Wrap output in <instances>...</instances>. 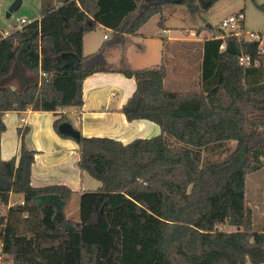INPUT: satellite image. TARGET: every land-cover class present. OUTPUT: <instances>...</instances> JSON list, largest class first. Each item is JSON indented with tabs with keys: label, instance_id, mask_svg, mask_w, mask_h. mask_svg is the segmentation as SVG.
<instances>
[{
	"label": "trees",
	"instance_id": "16d2710c",
	"mask_svg": "<svg viewBox=\"0 0 264 264\" xmlns=\"http://www.w3.org/2000/svg\"><path fill=\"white\" fill-rule=\"evenodd\" d=\"M41 1L39 19L0 32V135L5 111L31 109L57 114L55 132L73 138L58 129L69 122L62 110L82 106L83 80L109 70L106 56L126 35L155 14L163 28L178 5L193 15L218 0H146L141 10L140 0H63L56 7ZM97 25L110 37L85 54L83 38ZM212 34L202 42L200 91L166 90L162 61L120 71L135 80L120 112L127 121H152L160 132L126 144L80 134L77 165L100 186L79 192L77 221L64 215L72 189L31 185L35 151L23 143L28 127L17 129L18 158L0 157L1 254L14 264H264V231L254 229L245 187L247 175L264 168V55L255 43L236 41L258 59L241 66L220 48L224 39L215 36L222 31ZM63 56L75 62L60 64ZM15 71L26 74L20 89L7 81ZM230 141L223 158L202 161L203 149ZM11 193L23 203L7 207Z\"/></svg>",
	"mask_w": 264,
	"mask_h": 264
},
{
	"label": "crops",
	"instance_id": "0c3cea01",
	"mask_svg": "<svg viewBox=\"0 0 264 264\" xmlns=\"http://www.w3.org/2000/svg\"><path fill=\"white\" fill-rule=\"evenodd\" d=\"M4 1V0H3ZM61 1L44 0L45 6L56 7L62 3ZM40 0V8L41 9ZM41 13L37 19L40 18ZM6 17V16H5ZM10 17V16H9ZM8 18V17H6ZM7 25L3 23L0 13V32L8 31ZM142 27V26H141ZM140 27V28H141ZM96 28L104 29L107 38H104L98 42L93 41L91 37H88L90 33L96 31ZM96 28L87 33L83 38V49L85 54L92 53L98 49V47L110 37V30L102 25H97ZM139 28V29H140ZM8 31L9 33L12 32ZM169 30L163 28L161 33H167ZM107 33V34H106ZM160 32L158 36L160 39L166 40L164 43L159 39L153 38L154 35L140 34L139 30L135 34H128L125 36L124 44L112 49L106 56V66L108 71L95 72L87 76L82 83V99L83 104L80 108L63 109L62 112L66 114L69 119V123L73 128L77 129L80 134L86 137L99 136L109 137L118 140L124 144L136 138H149L159 134V126L146 119H136L127 121L124 114L120 112V108L131 96L135 89V80L123 75L120 72L122 69L140 68V67H152L157 65V62H150L143 64L146 66H130L129 56L135 54L139 56L140 60L146 58H152L153 61H157L158 57L163 55V44H190L196 46L199 61L202 56V42L205 39L204 31L199 34L195 33V30L187 31L186 34L171 35L163 37ZM152 37L157 40L155 47L152 45V49H149L145 45V39ZM143 39V46L135 43V39ZM132 40V41H130ZM131 42L133 45H137V48L132 53L127 50V44ZM163 43V44H161ZM89 49V50H88ZM189 56V52L184 49L177 48L170 57L174 61L175 65L179 64L183 66V60ZM74 63L75 59L70 56H63L60 64ZM25 73L15 71V73L7 80L9 84L15 89H20L24 86ZM163 84H165V77ZM58 117L54 112L48 111H35L27 109L25 111H5L1 115V119L5 125V130L0 135V157L3 160H8L12 157L18 158L21 141L17 134V129L22 127H28L27 133L24 135L23 143L27 149L34 150V160L31 164L30 181L32 186H44L49 184H64L72 189L73 196L80 194L83 189H96L100 186V182L91 177L87 172L81 171L77 165L78 160V145L75 139L65 138L59 136L54 128L53 121ZM256 172V171H255ZM254 172H252L253 174ZM251 174V173H250ZM249 175V174H248ZM264 180V172L262 174ZM254 178V177H253ZM256 178H254L255 180ZM246 180H248L246 178ZM264 193V190H263ZM14 193L9 196L8 206L20 202L22 196L18 194V201H12ZM72 197V196H71ZM252 201H255L253 205L256 207L257 218L259 220V229L257 231H264V199L262 196V203L258 202L252 196ZM71 199L68 201V203ZM67 203V205H68ZM64 208V215L68 217ZM252 208V207H251ZM6 206L0 205V215L5 213ZM253 211V209H252ZM255 213L253 212V224ZM70 219V218H69ZM73 220V219H71ZM77 221V220H73ZM1 248V247H0ZM14 264L12 259L7 255H0V264ZM249 263V262H248ZM247 263V264H248Z\"/></svg>",
	"mask_w": 264,
	"mask_h": 264
},
{
	"label": "rangeland",
	"instance_id": "374dc122",
	"mask_svg": "<svg viewBox=\"0 0 264 264\" xmlns=\"http://www.w3.org/2000/svg\"><path fill=\"white\" fill-rule=\"evenodd\" d=\"M15 0H0V13L3 23L7 25L6 29L11 31L14 29L15 17L25 18L29 21L35 20L39 16V8H40V0H21L20 5L17 9H15L10 17L6 18L5 13L7 9L12 5ZM50 1V0H47ZM61 1V0H54ZM148 1L140 0L139 10H141ZM242 10L244 12L245 18L243 26L239 24L234 25V31H238L240 27L243 31L250 30H264V0H218L210 9L207 11H201L196 14H187L184 11L183 6H176V12L173 15L165 14V22L164 26L169 32L161 33L162 28L157 25L159 21L160 15H153L140 29V34H148L154 35L156 39L163 41L166 40L160 39L158 33L160 32L163 37L171 36V35H179L186 34L187 31L195 30L197 28L206 27L207 24H210L211 28H208L204 31L205 38L211 37L214 31L220 29V22L222 19L229 17L232 14L237 13ZM210 30H214L213 32ZM105 33L104 29L96 28V31L89 34L88 37H91L93 41L98 42L102 39V35ZM107 34V33H106ZM149 37L145 39V45L149 49H152V45L155 47V39ZM132 41V40H130ZM135 43H138L140 46H143V39H135L133 40ZM161 43V44H163ZM182 44L176 43L173 45L163 44L164 50L163 55L159 56L157 61H153L152 58H146L144 60H140L139 56L135 54H130L129 56V64L130 66H146L143 64H148L150 66V62H157L159 64L161 61L166 66V74H165V84L164 88L168 91L172 92H194L202 90V83L200 80V64L199 55L196 46H191L190 44ZM127 50L132 53V48L135 50L137 45H133L131 42L127 44ZM184 49L189 52V56L183 60V66L181 65V60L178 61L179 64L175 65L174 61L170 57V55L177 49ZM89 50V49H88ZM126 68H129L128 65ZM138 68V67H137ZM142 68V67H140ZM167 138L176 144L175 140L171 136H167ZM235 142L230 141L225 143L223 147L214 148V149H203L201 151V159L202 161L208 160H219L223 158L229 149L234 147ZM264 172V168L257 170L253 174L247 175V179L245 181L246 187V198L255 213L254 217V229H259V220L257 218L256 206L253 205L256 203L252 201V196L258 202L262 203V196L264 190V180L262 179ZM256 178L254 180V178ZM264 199V196H263ZM47 201L51 199H46ZM45 199H40V201H46ZM12 201H18V194H13ZM66 212L68 213V217L73 220L79 219V194L72 195L71 201L68 203ZM226 230H233V226L225 225L223 227ZM1 247V240H0ZM1 255V252H0ZM4 264V263H3ZM251 264V263H248Z\"/></svg>",
	"mask_w": 264,
	"mask_h": 264
},
{
	"label": "built area",
	"instance_id": "2783aa9c",
	"mask_svg": "<svg viewBox=\"0 0 264 264\" xmlns=\"http://www.w3.org/2000/svg\"><path fill=\"white\" fill-rule=\"evenodd\" d=\"M244 12L242 10L238 11L235 14L230 15L227 18H224L220 22V30L222 34L217 35L215 37H220L223 40L222 44L220 45L221 49H225L226 45V38L230 37L236 41H245V42H252L256 44L257 53L258 55H264V30H250V31H243L240 27L238 31H234V25L239 24L243 26L244 23ZM15 26L14 29H20L21 26L28 24L30 21L25 18L15 17ZM8 31L1 32L2 37L8 35ZM104 38H107V35H103ZM237 58V62L241 66H247L253 63L254 65L258 64V59L253 58L249 53H245L239 49V54L235 55ZM41 77H45V72H40ZM20 203H23L22 200Z\"/></svg>",
	"mask_w": 264,
	"mask_h": 264
},
{
	"label": "water",
	"instance_id": "95a60500",
	"mask_svg": "<svg viewBox=\"0 0 264 264\" xmlns=\"http://www.w3.org/2000/svg\"><path fill=\"white\" fill-rule=\"evenodd\" d=\"M21 0H15L12 5L7 9L5 16L9 17L11 13L18 8L20 5ZM207 26H210V24H207ZM225 50L232 53L233 55L239 54V49L236 45V42L233 38H230L226 41ZM59 131L62 133L68 134L71 137H73L76 141L79 139L80 132L73 128L72 125L69 122H63L58 126Z\"/></svg>",
	"mask_w": 264,
	"mask_h": 264
}]
</instances>
